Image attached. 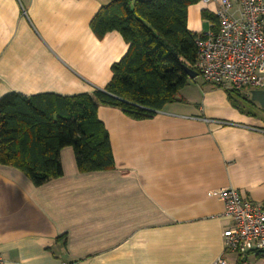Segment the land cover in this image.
<instances>
[{
  "label": "crops",
  "instance_id": "obj_1",
  "mask_svg": "<svg viewBox=\"0 0 264 264\" xmlns=\"http://www.w3.org/2000/svg\"><path fill=\"white\" fill-rule=\"evenodd\" d=\"M110 1L0 0V97L105 88L128 49L119 32L90 27ZM216 8L189 6L188 29L206 34L203 10ZM240 93L198 75L151 118L99 106L110 170L80 172L71 146L63 175L41 186L0 165V264L237 262L224 250V201L208 192L234 188L264 209V108Z\"/></svg>",
  "mask_w": 264,
  "mask_h": 264
},
{
  "label": "trees",
  "instance_id": "obj_2",
  "mask_svg": "<svg viewBox=\"0 0 264 264\" xmlns=\"http://www.w3.org/2000/svg\"><path fill=\"white\" fill-rule=\"evenodd\" d=\"M200 0H112L90 23L102 38L117 31L128 44L125 55L111 66L112 78L92 93L0 97V165L22 171L35 186L63 175L60 152L71 146L80 172L115 167L109 133L98 117L101 105L121 109L134 119L153 117L171 102L197 71V39L204 34L187 26L189 6ZM203 16L218 26L215 12ZM229 97L242 95L226 90ZM264 257V251L257 252ZM236 264H244L238 257Z\"/></svg>",
  "mask_w": 264,
  "mask_h": 264
},
{
  "label": "built area",
  "instance_id": "obj_3",
  "mask_svg": "<svg viewBox=\"0 0 264 264\" xmlns=\"http://www.w3.org/2000/svg\"><path fill=\"white\" fill-rule=\"evenodd\" d=\"M216 3L218 26L197 39L198 75L225 90L264 89V0H200ZM224 201L232 223L223 231L225 252L248 264L250 253L264 251V209L234 188L208 192ZM3 259L0 255V262ZM213 264H230L219 257Z\"/></svg>",
  "mask_w": 264,
  "mask_h": 264
},
{
  "label": "water",
  "instance_id": "obj_4",
  "mask_svg": "<svg viewBox=\"0 0 264 264\" xmlns=\"http://www.w3.org/2000/svg\"><path fill=\"white\" fill-rule=\"evenodd\" d=\"M189 78L194 79L198 76L197 71L190 70L189 68L186 69ZM251 99L259 103V105L264 108V89H253L251 90Z\"/></svg>",
  "mask_w": 264,
  "mask_h": 264
},
{
  "label": "rangeland",
  "instance_id": "obj_5",
  "mask_svg": "<svg viewBox=\"0 0 264 264\" xmlns=\"http://www.w3.org/2000/svg\"><path fill=\"white\" fill-rule=\"evenodd\" d=\"M230 256H232V258L235 257L234 254H230ZM231 258V257H230ZM247 262L248 264H264V257H258L256 255V253H250L247 256ZM237 262L235 261L234 264H236Z\"/></svg>",
  "mask_w": 264,
  "mask_h": 264
}]
</instances>
